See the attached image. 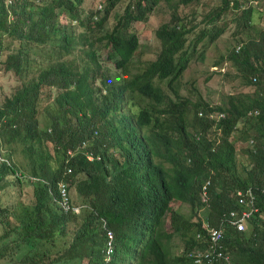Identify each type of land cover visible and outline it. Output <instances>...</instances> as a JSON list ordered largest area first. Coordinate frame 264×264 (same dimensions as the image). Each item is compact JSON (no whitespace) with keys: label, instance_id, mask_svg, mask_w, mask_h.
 Masks as SVG:
<instances>
[{"label":"trees","instance_id":"16d2710c","mask_svg":"<svg viewBox=\"0 0 264 264\" xmlns=\"http://www.w3.org/2000/svg\"><path fill=\"white\" fill-rule=\"evenodd\" d=\"M118 1L0 0V262L264 264V0H165L160 49L135 71V22L158 0H126L103 29ZM231 24L211 72L249 89L212 103L182 77Z\"/></svg>","mask_w":264,"mask_h":264},{"label":"rangeland","instance_id":"374dc122","mask_svg":"<svg viewBox=\"0 0 264 264\" xmlns=\"http://www.w3.org/2000/svg\"><path fill=\"white\" fill-rule=\"evenodd\" d=\"M85 1L87 5L83 6L84 9H86L87 11L89 9L96 11L101 6V2L103 0ZM125 1L126 0H119L117 2L115 9L111 10L110 17L106 20L104 24L105 27L103 29H109L110 25L114 21V12L119 11ZM43 2H39L36 4L37 6H39ZM171 8L172 7L170 6L169 2H166L165 0H158L156 4L153 5L152 9L147 13L145 21L135 22L139 44L133 54V61H135L133 65V71L138 70L142 62L148 59L155 58V56L157 55L160 49V41L155 35V29L160 23L168 20ZM58 21H60V24H66L70 21V19L63 14L58 17ZM74 22L79 23L76 20H73V23ZM232 25L233 24H231V26L220 37H218L216 41L208 43L204 60L193 59L190 62L188 68L184 71L182 77L183 81L193 82L201 90L202 94L212 103L218 102L221 92L226 93L233 90L239 91L249 89V86L245 85H235L233 88L229 86L227 80L221 73L211 72L213 68V61L219 57V54L221 52H223L224 50L226 51L236 41V39L231 35V31L233 29ZM259 25L264 26V20H261ZM57 49L58 43L54 40H51L45 46V48L42 49V53L44 55H47V57H52L53 59L56 57L55 55ZM103 53V55L106 54V52ZM116 73L119 74V72ZM10 79L13 81V77L8 73L4 76L0 75V82L3 84H6ZM45 90L47 92L42 94L41 105H43L47 100L50 99L51 93L49 92V89L45 88ZM46 120L47 115L45 113H42L39 119V125L44 126ZM238 147H241L240 141H238ZM245 147L246 145H244V148ZM244 161H247V159ZM175 205L178 204L176 203ZM181 210L186 212L185 215L190 213L189 207L187 205H181ZM205 212V207H200L196 212L192 214V219H197L199 217V214L205 217ZM173 249L175 252H181L183 249L182 242L178 239L177 236H175L173 239ZM0 264L6 263L1 261Z\"/></svg>","mask_w":264,"mask_h":264},{"label":"clouds","instance_id":"9594fccd","mask_svg":"<svg viewBox=\"0 0 264 264\" xmlns=\"http://www.w3.org/2000/svg\"><path fill=\"white\" fill-rule=\"evenodd\" d=\"M214 67H215V66H214ZM214 67H213V68H214ZM83 141H84V142H83L82 144H78L75 148H68V149H67V153L69 154V157H73L75 154H77L81 149H83V148L85 147V145H86L85 140H83ZM84 152H85L87 158H90V159L93 158V153H92V151H86V150H84ZM29 177H33V176H30V175H29ZM42 180H43L44 182H46V183H49V181L46 180V179H43V178H42ZM207 185H208V181H207V180H205L202 184H200V194H201L200 200H201V207H203V201L207 200V194H208V188H207ZM57 187H58V189L60 190L61 195H62V188H64V191H66V202H67V205H68V204L75 205V206H73V209H74L75 211H78V207H77L78 205H77V204L69 203V202H68V200H67V198H68V195H67L68 190L65 189V186H64L62 183H59V185H58ZM182 205H186V204H185V203H182ZM67 208H68V207H64L65 210H67ZM199 208H200V207H198L197 210H198ZM197 210H196V211H197ZM181 211H182V210H181ZM182 213L185 215L186 212H185V211H182ZM185 216H186V215H185ZM112 252H113V246H110V247L108 248V250L106 251V255H105V257H106L107 260L110 258V254H111Z\"/></svg>","mask_w":264,"mask_h":264},{"label":"built area","instance_id":"2783aa9c","mask_svg":"<svg viewBox=\"0 0 264 264\" xmlns=\"http://www.w3.org/2000/svg\"><path fill=\"white\" fill-rule=\"evenodd\" d=\"M62 197H63V199H62L63 206L64 207H68L67 202H66V191H64V188H62ZM232 222L234 223L236 221L233 220ZM237 227L238 228H243V222L241 220H237ZM212 234H213L214 237L215 236L217 237L218 232L215 233V230H213Z\"/></svg>","mask_w":264,"mask_h":264}]
</instances>
